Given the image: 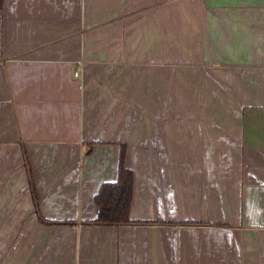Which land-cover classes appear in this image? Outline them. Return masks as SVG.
I'll use <instances>...</instances> for the list:
<instances>
[{
  "label": "crops",
  "instance_id": "1",
  "mask_svg": "<svg viewBox=\"0 0 264 264\" xmlns=\"http://www.w3.org/2000/svg\"><path fill=\"white\" fill-rule=\"evenodd\" d=\"M0 264H264V0H4Z\"/></svg>",
  "mask_w": 264,
  "mask_h": 264
},
{
  "label": "trees",
  "instance_id": "2",
  "mask_svg": "<svg viewBox=\"0 0 264 264\" xmlns=\"http://www.w3.org/2000/svg\"><path fill=\"white\" fill-rule=\"evenodd\" d=\"M4 0H0V9L3 7ZM126 151L123 147L120 154L118 177L115 182L103 183L95 195V203L98 207V215L93 220L83 221L84 224L96 226H122L129 224H143L154 222H140L131 219V207L134 194V172L125 166ZM31 190L35 201V206L39 219L51 224H74L73 221H48L45 220L40 212L35 186L31 182ZM182 224H195L194 222H181Z\"/></svg>",
  "mask_w": 264,
  "mask_h": 264
},
{
  "label": "built area",
  "instance_id": "3",
  "mask_svg": "<svg viewBox=\"0 0 264 264\" xmlns=\"http://www.w3.org/2000/svg\"><path fill=\"white\" fill-rule=\"evenodd\" d=\"M79 65H80V67H84V61H80L79 62ZM74 76H75V78H77V79H80V78H82V71L81 70H77V71H75V74H74Z\"/></svg>",
  "mask_w": 264,
  "mask_h": 264
}]
</instances>
